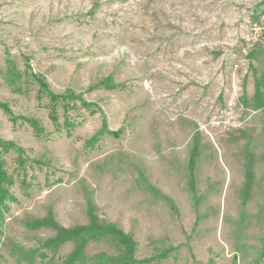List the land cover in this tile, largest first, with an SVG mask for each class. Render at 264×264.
Instances as JSON below:
<instances>
[{
    "label": "rangeland",
    "instance_id": "obj_1",
    "mask_svg": "<svg viewBox=\"0 0 264 264\" xmlns=\"http://www.w3.org/2000/svg\"><path fill=\"white\" fill-rule=\"evenodd\" d=\"M0 103V264H264V0H0Z\"/></svg>",
    "mask_w": 264,
    "mask_h": 264
},
{
    "label": "trees",
    "instance_id": "obj_2",
    "mask_svg": "<svg viewBox=\"0 0 264 264\" xmlns=\"http://www.w3.org/2000/svg\"><path fill=\"white\" fill-rule=\"evenodd\" d=\"M42 87L46 90L47 94L50 96L51 103H52V119L54 121H57V117L54 114L57 104L59 100H64L67 103H64V108L66 107L67 110H69V100H76L77 98L72 95L67 96H60V95H54L51 92H49L48 87L46 84L42 83ZM82 105L87 108H91V104L86 103L85 101H82ZM0 110H2L4 113H7L10 117V120L13 124H16L19 119L25 120L36 132L37 135H41L43 132L42 127H40L39 123L35 119H25L15 116L12 111L10 110L9 106L7 104L0 103ZM71 126V125H69ZM12 147H16L15 143L11 141H4L0 139V236L2 234V227L4 225L5 221V214L9 210V203L15 202L16 197L10 190V185H12V179L9 175L8 171L5 168V161L3 159V153L4 151L9 150ZM19 151H22L21 149H18ZM65 264H76V263H65ZM100 264V263H99ZM106 264V263H101Z\"/></svg>",
    "mask_w": 264,
    "mask_h": 264
}]
</instances>
